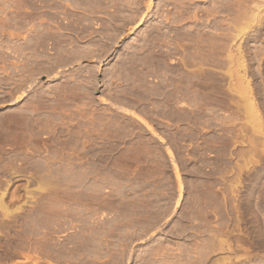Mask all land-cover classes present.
I'll return each mask as SVG.
<instances>
[{
	"label": "rangeland",
	"instance_id": "rangeland-1",
	"mask_svg": "<svg viewBox=\"0 0 264 264\" xmlns=\"http://www.w3.org/2000/svg\"><path fill=\"white\" fill-rule=\"evenodd\" d=\"M0 264H264V0H0Z\"/></svg>",
	"mask_w": 264,
	"mask_h": 264
},
{
	"label": "bare ground",
	"instance_id": "bare-ground-1",
	"mask_svg": "<svg viewBox=\"0 0 264 264\" xmlns=\"http://www.w3.org/2000/svg\"><path fill=\"white\" fill-rule=\"evenodd\" d=\"M227 10H230V8H227ZM210 85V84H209ZM209 89V88H208ZM85 243V242H84ZM86 244V243H85Z\"/></svg>",
	"mask_w": 264,
	"mask_h": 264
}]
</instances>
